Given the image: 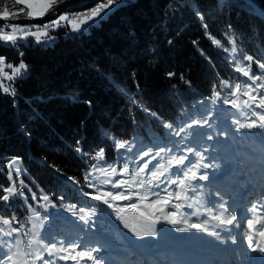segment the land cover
I'll return each mask as SVG.
<instances>
[{
  "label": "trees",
  "instance_id": "trees-1",
  "mask_svg": "<svg viewBox=\"0 0 264 264\" xmlns=\"http://www.w3.org/2000/svg\"><path fill=\"white\" fill-rule=\"evenodd\" d=\"M98 1L107 0L60 6L82 10ZM115 2L87 32L64 24L51 31L55 39L49 45L32 38L15 46L0 43L6 61L22 59L28 66L11 82L14 96L0 91V189L10 183L9 172L24 185L23 196L0 200V217L19 221L11 226L20 227L30 211L42 208L33 194L36 199L47 195L52 211L67 212L66 217L45 209L40 214L51 218L47 227L55 232L66 231L87 210L100 212L99 202L77 188L96 191L83 174L97 162L120 166L131 147L119 155L116 141L131 138L147 146L151 136L191 124L201 106L230 110L224 101L230 100L231 88L221 82L234 87L247 80L235 71L236 64L247 68L244 56L264 63V0ZM251 71L264 75L255 62ZM100 149L103 160L95 158ZM17 157L23 174L9 165ZM0 228L10 230L1 223Z\"/></svg>",
  "mask_w": 264,
  "mask_h": 264
},
{
  "label": "rangeland",
  "instance_id": "rangeland-1",
  "mask_svg": "<svg viewBox=\"0 0 264 264\" xmlns=\"http://www.w3.org/2000/svg\"><path fill=\"white\" fill-rule=\"evenodd\" d=\"M34 2L38 4L41 0H35ZM75 2L77 0H62V2L58 0L57 4L54 5V11H49L43 17H26L21 21H4L1 28L25 26L31 27L35 31L36 28L43 29L45 24H49L48 36L42 37V42H39L43 46L49 45L55 39V36L51 33L52 30L56 29V27L51 26L52 21L57 20L61 15H67L71 19H77L79 15L86 14L87 10L107 1H98L92 7L82 10H66L62 9L63 6H60L65 4L68 8L71 3ZM116 4L117 2L102 17L84 27L83 31L87 32L89 25L97 24L101 18L106 17ZM50 14L52 16H48ZM39 19L42 21H37ZM29 38L33 39V43H38L32 36L19 41L29 43ZM0 43L9 44L3 41H0ZM6 63L11 62L6 61ZM4 71L11 73V69H8L6 66ZM25 73L26 71L22 70L20 76ZM246 79L243 83H252L247 77ZM12 81H5V83L12 86ZM244 98L241 97V99ZM229 99H235L231 95V92ZM228 105L231 106V104ZM224 106L227 107V104ZM251 118L252 113L248 109L238 110L231 106L230 110H226L213 106L212 104L199 108V111L196 113V118L193 119L199 121V125L187 129L182 135H189L191 133L190 139L187 142L188 146H194L197 150L201 151L204 157L203 163L212 165V167L200 170L201 173L207 172L209 178L194 182L198 191L195 194L189 193L190 199H182L179 201L173 199L171 204L165 208L164 212L159 213L160 219L155 220L154 223L155 236L144 235L138 237L134 234L132 226H135L138 231L149 232L150 229L148 222L142 218L141 220L135 218L138 214L132 213L133 210H130L133 216L125 215L117 230L107 229L103 233L98 234L96 231L100 223L97 221L102 220V214L98 210L93 209L95 210L94 213L93 210H87L85 212L93 214H84V220L80 219L82 215L78 219H72L69 225L65 226L66 231L55 232L51 227L43 228V226H47V224L49 226L51 224V218H47L49 221L44 219L41 223V220L36 219L33 215L34 211H38L43 215V212H45L44 209L49 210L45 213L54 210L48 201L41 198L35 199L34 201L36 204L41 205L42 208L30 211L31 216H28L25 222H21L19 224L20 227L11 226L12 228H19L20 231L18 233H13L11 236H0V259L5 254L11 256L14 252L34 253L40 246L36 241H42L44 243L71 241L82 244L85 248L99 249L93 255L100 259L101 264H185L184 260L190 259V253H195L203 257H209L215 254L219 238L210 233L216 232L218 234V227L222 226L217 220L212 219L213 215H219L221 211L219 205L221 203L225 204L228 208V212L225 215L231 216L232 206L236 205L240 200L246 183L250 185L254 184L253 186L256 185L254 187L256 190L253 192L257 196L256 201L264 199V130L258 128H240V124H247ZM205 120L208 121L206 125L203 123ZM163 124H166V122ZM174 132L173 129H170L164 134L157 133L151 136L150 138L154 139V141L147 146H140V141L133 142L131 150L126 153L120 163V167L128 163L130 171L136 169L141 164V161L135 159L136 155L142 151H147L149 148H153L154 145L165 146L178 141L183 145L184 141L180 137L174 136ZM209 136H211V139H208ZM155 151L156 149L153 148V155ZM162 155L164 160H166L169 153L165 152ZM191 159L194 161L196 158L191 157ZM158 162L163 161H153L150 168ZM111 164L112 162L102 161L91 166L87 170V175L91 173V175H88L87 181L102 191H115L110 186L104 184L106 177L103 175V170L107 169ZM129 178V176L121 177L119 175L112 177L113 180ZM250 180L252 181L250 182ZM164 187L165 185H161V195L164 194ZM167 187L169 191H175L173 186L167 185ZM244 198V201L247 199L253 200L251 197ZM151 199L152 197L149 196L148 201L139 202L140 211H150L144 205L149 203ZM119 202L122 203V201ZM177 203L181 207L179 209L173 208L172 205ZM105 205L102 204V208ZM257 205L260 206V203H257ZM106 213L108 216L113 217L116 211L112 207H108ZM169 213H175V219L177 220L175 225L169 223L164 218ZM171 218V216H168V219ZM183 220H186L187 223L181 222ZM191 224H201L208 228V232L191 228ZM1 225L3 226L2 223ZM29 241H33V243L25 252L22 250V247L25 244H29ZM170 249L172 251L175 250V252L169 251ZM27 258L31 259L30 255ZM13 261L15 264H25V262L31 264L32 260H27L26 255H16L13 256ZM5 264H12V262L5 261ZM36 264H41V262L36 261ZM58 264H74V262L71 260L59 261ZM86 264H91V261L86 262Z\"/></svg>",
  "mask_w": 264,
  "mask_h": 264
},
{
  "label": "snow or ice",
  "instance_id": "snow-or-ice-1",
  "mask_svg": "<svg viewBox=\"0 0 264 264\" xmlns=\"http://www.w3.org/2000/svg\"><path fill=\"white\" fill-rule=\"evenodd\" d=\"M57 2L58 0H41V2L37 4L34 0H17V3L26 5L28 18L43 17L49 11H54V5H56ZM60 2H62V0H60ZM114 3L115 0H107L106 3L98 4L90 10H87L86 14L79 15L77 19H71L67 15H61L57 20L51 22V26L61 27L64 26L66 22V24L71 27L72 31H83L84 27L89 23L106 14L107 10L110 9ZM24 11L25 8H20L18 12L9 13L7 6H5L2 15L5 17H18L19 13ZM49 27V24H45L43 29L36 28L35 31H33L31 27L25 26L0 28V41L15 46L19 40L27 39L29 36H32L39 43L42 42V37L48 36ZM205 27H207V25H205ZM213 42L217 44L220 43L216 40ZM232 51L235 52L236 49L233 47ZM20 56H23V53H20ZM6 59V57L0 56V75L4 78V80L0 81V91L14 96L16 94L15 89L11 87V85L6 84L5 81L14 80L22 74V70L26 71L28 66L22 59L18 65L6 63ZM243 60L249 62L247 68L236 64L235 71L242 73V75L247 77L252 83H236L233 87L229 85L227 81H222V86L230 87L231 95L235 97L233 100H225L224 103L231 104L232 107L238 110L248 109L251 111L252 118L247 124H240L241 129L258 128L264 130V75H254L251 71L253 62H255L260 69H264V63L254 61L252 56H244ZM5 66L11 69V73L4 71ZM173 75L174 73H168L169 77ZM215 95L219 98L220 93L216 92ZM241 97L245 98L241 99ZM88 103L90 104L91 102L89 101ZM199 123L200 122L197 120H192L191 124H188L186 127H181L174 132V136L180 137L181 140L184 141L183 145H181L179 141L165 146L154 145L153 148L156 149L154 155L153 148L138 153L135 159L141 161V164L134 170L130 171L128 163H125L119 168L116 164H113L109 165L107 169H104L103 175L106 177L104 184L110 186V188L115 191H102L94 184L89 183L88 186L90 188H96L97 194L93 195L92 193L85 192L84 195L90 196L91 199L102 202L109 207H113L110 200L127 201V208L139 212V218L148 222V227L150 229L149 232H144L138 231L135 226H132L134 234L138 237L144 235L155 236L156 231L154 230V223L155 220L160 219L159 213H163L173 199L177 201L190 199L189 193L195 194L198 191L194 182L198 180H207L209 178L207 172L201 173L200 170L212 167V165L203 163L204 157L201 151L197 150L194 146H188L187 142L190 139L191 133H189V135H182L187 129H191L193 126L199 125ZM203 123L206 125L208 121L205 120ZM237 123L239 122L237 121ZM164 127L172 128V125L166 123ZM208 139H211V136H209ZM128 144V141H116L115 148L119 152L121 149H126ZM165 152L169 153L166 160H164L162 155ZM191 157H195L196 159L193 161ZM95 158L103 160L105 158L104 149H100L96 153ZM157 160H162L163 162H158L150 168L153 161ZM18 163V157L9 162L10 166L15 167L17 174L21 171L18 167ZM8 175L11 178L12 172H9ZM88 175H91V173H88ZM117 175L121 177L129 176L130 178L113 180L112 177ZM85 179L87 181L88 176H86ZM161 185H165L163 188V195H161ZM167 185L173 186L175 191H169ZM0 191L3 192V195L0 196V200L6 203L16 195H24L23 190H18L15 184H10L8 187L0 189ZM149 196H151L152 199L149 203L145 204L144 207L150 211H140L139 202L148 201ZM32 198L34 200L36 199L35 194H33ZM42 199L48 201L49 197L45 195ZM172 207L179 209L181 205L177 203L172 205ZM219 208L221 209L219 215H213L212 219L217 220L221 225H233L237 222L238 218L236 215H225L228 212V208L225 204L221 203ZM68 210L71 211L72 209L69 208ZM124 210L123 207L118 208L117 215L119 216ZM83 211L84 210L81 209V212ZM94 211L95 210H93V213ZM248 211L252 213L253 218L247 221V227L252 233H256L260 237V239H256L253 235H249V247H253L255 244V247H253L254 251L258 249L264 252V246H261V240H264V214L261 213L257 204H253ZM93 213H85V215H92ZM33 215L36 219L41 220V223L44 219H47L46 216L42 218L39 212L34 211ZM168 216L172 218L168 219ZM168 216L164 218L167 219L169 223L175 225L177 223L175 213H169ZM80 219L84 220L85 216L82 215ZM181 222L187 223L186 220ZM0 223L11 229L10 231H6L4 228H0V236H11L13 233H18L20 231L19 228L11 227L13 223H19L15 216L11 218L0 217ZM258 224L262 225L261 229H257L256 226ZM34 227H36V225H34ZM190 227L208 232V228L201 224H191ZM210 234L218 238L216 232H211ZM36 242L39 243L40 246L34 253L14 252L11 256L5 254L4 257L0 259V264H5V261L15 264L13 256L16 255H30L32 257L31 264H36V261H40L41 264H58L59 261L69 260L73 261L74 264H86L88 261H91V264H101L100 259L93 255V253L99 251V249L85 248L82 244L71 241H61L59 243ZM32 243L33 241H29V246H31ZM25 264H27V262H25Z\"/></svg>",
  "mask_w": 264,
  "mask_h": 264
},
{
  "label": "bare ground",
  "instance_id": "bare-ground-1",
  "mask_svg": "<svg viewBox=\"0 0 264 264\" xmlns=\"http://www.w3.org/2000/svg\"><path fill=\"white\" fill-rule=\"evenodd\" d=\"M1 20H4V16H0V21ZM13 181L15 180L13 179L11 183ZM251 181L252 180H250V182ZM253 185L254 184L250 185L249 183H246L241 196L243 200L240 198L238 203L232 206L231 214L237 216V222L233 225H222L218 227L219 240L215 254L209 257H203L195 253H190V259L184 260L185 264H264V252L258 249L254 251L253 247H255V244L253 247H249L248 244L249 235H253L256 239H260L258 234L252 233L247 227V221L253 218L252 213H250L248 209H250L253 204L259 202L260 206L258 205V207L260 208L261 213L264 214V199L256 201L257 196L253 193L256 190V188L254 189L256 185ZM18 188H21L22 190L24 189L19 183ZM245 194L247 195L245 196ZM244 197H251L253 200L247 199L244 201ZM102 204L103 203L101 202V205ZM112 204L115 208H119L114 201ZM125 207H127L126 203L123 208L125 209ZM101 209H103L102 206ZM132 213L134 212L132 211ZM135 218L141 220L139 215L135 216ZM256 227L257 229H261L262 225L258 224ZM261 246H264V240H261ZM173 251L175 252V250Z\"/></svg>",
  "mask_w": 264,
  "mask_h": 264
},
{
  "label": "built area",
  "instance_id": "built-area-1",
  "mask_svg": "<svg viewBox=\"0 0 264 264\" xmlns=\"http://www.w3.org/2000/svg\"><path fill=\"white\" fill-rule=\"evenodd\" d=\"M5 6H7L9 13L18 12L20 8H25V11L22 13H19L18 17L16 16L5 17L4 16V21H15V20H21V19L28 17L26 5L22 3H17V0H0V16H3L2 13H3ZM1 26H2V23L0 24V28ZM0 79H4L2 75H0ZM11 184H15L18 190L21 189V188H18L17 181H13ZM6 187L8 186H5L4 188ZM125 210H128V208L125 207Z\"/></svg>",
  "mask_w": 264,
  "mask_h": 264
},
{
  "label": "crops",
  "instance_id": "crops-1",
  "mask_svg": "<svg viewBox=\"0 0 264 264\" xmlns=\"http://www.w3.org/2000/svg\"><path fill=\"white\" fill-rule=\"evenodd\" d=\"M35 1V0H34ZM37 1V0H36Z\"/></svg>",
  "mask_w": 264,
  "mask_h": 264
},
{
  "label": "water",
  "instance_id": "water-1",
  "mask_svg": "<svg viewBox=\"0 0 264 264\" xmlns=\"http://www.w3.org/2000/svg\"><path fill=\"white\" fill-rule=\"evenodd\" d=\"M19 21H21V20H19Z\"/></svg>",
  "mask_w": 264,
  "mask_h": 264
}]
</instances>
